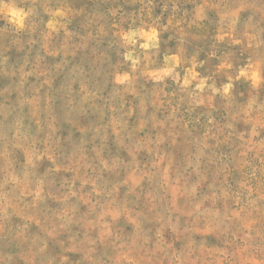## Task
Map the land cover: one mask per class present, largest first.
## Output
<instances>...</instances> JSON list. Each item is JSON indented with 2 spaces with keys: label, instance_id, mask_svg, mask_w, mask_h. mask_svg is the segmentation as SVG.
I'll return each instance as SVG.
<instances>
[{
  "label": "rangeland",
  "instance_id": "rangeland-1",
  "mask_svg": "<svg viewBox=\"0 0 264 264\" xmlns=\"http://www.w3.org/2000/svg\"><path fill=\"white\" fill-rule=\"evenodd\" d=\"M0 264H264V0H0Z\"/></svg>",
  "mask_w": 264,
  "mask_h": 264
},
{
  "label": "clouds",
  "instance_id": "clouds-1",
  "mask_svg": "<svg viewBox=\"0 0 264 264\" xmlns=\"http://www.w3.org/2000/svg\"><path fill=\"white\" fill-rule=\"evenodd\" d=\"M11 15L13 17V22L16 24H20L21 20L23 19L24 13L22 10L11 11Z\"/></svg>",
  "mask_w": 264,
  "mask_h": 264
}]
</instances>
